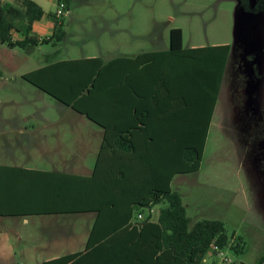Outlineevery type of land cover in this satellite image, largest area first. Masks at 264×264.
<instances>
[{
    "label": "trees",
    "instance_id": "obj_1",
    "mask_svg": "<svg viewBox=\"0 0 264 264\" xmlns=\"http://www.w3.org/2000/svg\"><path fill=\"white\" fill-rule=\"evenodd\" d=\"M59 1L69 10L68 0ZM236 2L235 38L243 33L250 39L255 18H264V0ZM46 16L50 33L38 37L33 24ZM64 18L46 14L34 0H0V43L55 45L65 35ZM182 41V30L174 27L166 51L107 62L64 59L22 75L104 131L93 174L75 177L85 191L79 210L96 212L85 247L45 264H199L209 248L214 254L243 251L242 238L228 236L221 220L200 219L189 227L182 198L170 187L175 174L200 167L231 49L228 43L184 48ZM160 202L166 205L156 219L143 214Z\"/></svg>",
    "mask_w": 264,
    "mask_h": 264
},
{
    "label": "rangeland",
    "instance_id": "obj_2",
    "mask_svg": "<svg viewBox=\"0 0 264 264\" xmlns=\"http://www.w3.org/2000/svg\"><path fill=\"white\" fill-rule=\"evenodd\" d=\"M34 1L46 14L55 13L57 0ZM68 1L65 35L55 45L8 48L0 43V69L3 70L0 111L41 110L60 116L68 113L61 118L59 126L64 123L66 126L96 128L86 117L22 79L18 72L31 70L51 58L93 54L107 62L115 56L152 50L168 44L169 30L174 27L182 30L183 46L230 44L229 62L220 85L200 167L186 173L190 181L176 176L171 187L182 198L190 220L189 227L200 219H218L224 223L228 236H239L243 240L241 253L223 249L230 262H223L222 257L209 248L199 264H264L260 262L264 256L263 16L255 18L254 25L250 26V39H247L243 33H237L238 38H235L236 0ZM44 20L51 26L48 16ZM47 31L49 33L50 28ZM47 31L41 29L36 35L44 37ZM46 47L51 56L48 59L43 54ZM3 63H13L14 71L3 69ZM11 88L14 91H8ZM5 89L10 92L13 102L5 103ZM74 152L93 166V150L85 151L84 156L83 151ZM165 205V202H160L151 208H143V212L152 214L154 219ZM9 264L40 263L18 260Z\"/></svg>",
    "mask_w": 264,
    "mask_h": 264
},
{
    "label": "crops",
    "instance_id": "obj_3",
    "mask_svg": "<svg viewBox=\"0 0 264 264\" xmlns=\"http://www.w3.org/2000/svg\"><path fill=\"white\" fill-rule=\"evenodd\" d=\"M50 27L43 18L33 24V31L36 29L35 34L41 29L46 32ZM49 33L47 31V35ZM213 44L222 43L208 45ZM203 46L205 45L191 44L183 47ZM35 47L38 45L28 48ZM167 49L168 44H164L133 55L115 56L108 61ZM44 50L43 54L48 59V47ZM90 57L98 56L86 54L55 60L51 58L47 62L38 63L31 70L19 71L18 75L22 78V75L29 71L59 60ZM229 57L230 54L227 64ZM13 66V63L2 64L6 70L14 71ZM2 72L0 69L1 80ZM9 90L14 91L13 88ZM3 91L7 98L5 103L13 102L10 92L6 89ZM214 112L215 107L208 130L212 125ZM66 115H52L41 110L0 111V263L9 264L25 260L45 264L82 251L85 247L96 212L79 210L84 206L85 191L79 190L80 180L75 177H90L93 174L104 132L102 127L92 121L96 128L84 125L66 126L64 123L59 126L61 118ZM79 115L86 117L80 113ZM90 150L95 154L92 167L84 160L85 157L79 158V154L74 152L83 151L84 156L85 151ZM117 154L127 156L125 152ZM175 177L188 179L186 173H178L172 177L171 182Z\"/></svg>",
    "mask_w": 264,
    "mask_h": 264
},
{
    "label": "built area",
    "instance_id": "obj_4",
    "mask_svg": "<svg viewBox=\"0 0 264 264\" xmlns=\"http://www.w3.org/2000/svg\"><path fill=\"white\" fill-rule=\"evenodd\" d=\"M68 11H69V10L66 8V4L64 3V1H59V2H57V7H56V11H55V16H56V17L63 16V15H65V14H67ZM137 217H138V219H142V218L144 217V215L141 214V213H139V214L137 215ZM133 224L136 225V222H134ZM218 254L222 257V261H223V262H230V261H231V259L228 258V257L224 254L223 250H220V251L218 252Z\"/></svg>",
    "mask_w": 264,
    "mask_h": 264
}]
</instances>
